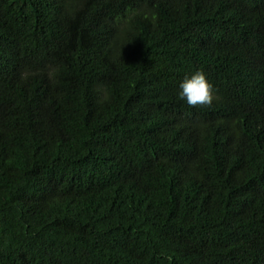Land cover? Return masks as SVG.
Here are the masks:
<instances>
[{
  "label": "trees",
  "instance_id": "16d2710c",
  "mask_svg": "<svg viewBox=\"0 0 264 264\" xmlns=\"http://www.w3.org/2000/svg\"><path fill=\"white\" fill-rule=\"evenodd\" d=\"M0 264H264V0H0Z\"/></svg>",
  "mask_w": 264,
  "mask_h": 264
},
{
  "label": "clouds",
  "instance_id": "9594fccd",
  "mask_svg": "<svg viewBox=\"0 0 264 264\" xmlns=\"http://www.w3.org/2000/svg\"><path fill=\"white\" fill-rule=\"evenodd\" d=\"M178 97L189 107L210 106L215 99L213 85L202 70L185 76L179 85Z\"/></svg>",
  "mask_w": 264,
  "mask_h": 264
}]
</instances>
